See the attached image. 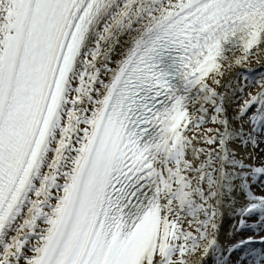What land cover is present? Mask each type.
Masks as SVG:
<instances>
[{
    "label": "snow or ice",
    "instance_id": "1",
    "mask_svg": "<svg viewBox=\"0 0 264 264\" xmlns=\"http://www.w3.org/2000/svg\"><path fill=\"white\" fill-rule=\"evenodd\" d=\"M0 264H264V0H0Z\"/></svg>",
    "mask_w": 264,
    "mask_h": 264
}]
</instances>
